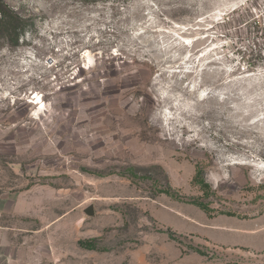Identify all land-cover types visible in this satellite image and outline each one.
<instances>
[{"label": "rangeland", "instance_id": "1", "mask_svg": "<svg viewBox=\"0 0 264 264\" xmlns=\"http://www.w3.org/2000/svg\"><path fill=\"white\" fill-rule=\"evenodd\" d=\"M5 1L0 264H264V0Z\"/></svg>", "mask_w": 264, "mask_h": 264}, {"label": "trees", "instance_id": "2", "mask_svg": "<svg viewBox=\"0 0 264 264\" xmlns=\"http://www.w3.org/2000/svg\"><path fill=\"white\" fill-rule=\"evenodd\" d=\"M83 1L85 3H97L101 0ZM247 3L240 4V6L232 9L231 13L233 14L239 9H243ZM31 26V21L28 18L24 17L17 10L8 5L5 0H0V48H4V46H8L10 48L19 47L23 41L22 39L27 35ZM196 180L202 187L209 188L202 172L197 173ZM200 206L207 210L206 206L201 204ZM79 244L81 247L88 250L96 249V246L91 242L80 241Z\"/></svg>", "mask_w": 264, "mask_h": 264}, {"label": "water", "instance_id": "3", "mask_svg": "<svg viewBox=\"0 0 264 264\" xmlns=\"http://www.w3.org/2000/svg\"><path fill=\"white\" fill-rule=\"evenodd\" d=\"M85 214L89 217H93L94 216V208L93 206H90L88 207L86 210H85Z\"/></svg>", "mask_w": 264, "mask_h": 264}]
</instances>
